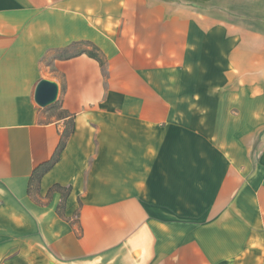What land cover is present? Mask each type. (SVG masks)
I'll use <instances>...</instances> for the list:
<instances>
[{"label":"crops","instance_id":"0c3cea01","mask_svg":"<svg viewBox=\"0 0 264 264\" xmlns=\"http://www.w3.org/2000/svg\"><path fill=\"white\" fill-rule=\"evenodd\" d=\"M215 1L0 0V264H264V0Z\"/></svg>","mask_w":264,"mask_h":264},{"label":"rangeland","instance_id":"374dc122","mask_svg":"<svg viewBox=\"0 0 264 264\" xmlns=\"http://www.w3.org/2000/svg\"><path fill=\"white\" fill-rule=\"evenodd\" d=\"M264 4V3H262ZM223 8L229 9L230 11H233L234 13H238L239 12V4L231 1V0H216L213 5L211 6V10H221ZM235 9V10H234ZM251 11H254V4H252L250 6ZM221 12V11H219ZM231 12V14L233 13ZM230 14V12H227ZM260 15V14H259ZM257 16V15H256ZM264 16V13L261 15ZM261 20V19H260ZM264 20V19H262ZM256 24L258 22H262V21H254ZM263 55L261 53L258 54V56H256L255 59H257V61H261ZM260 63V62H258ZM258 63H254V99L259 98V104L264 103V100L262 101V99H264V66H261V64ZM59 103V98L58 101L50 106V108H55L58 106Z\"/></svg>","mask_w":264,"mask_h":264},{"label":"trees","instance_id":"16d2710c","mask_svg":"<svg viewBox=\"0 0 264 264\" xmlns=\"http://www.w3.org/2000/svg\"><path fill=\"white\" fill-rule=\"evenodd\" d=\"M84 45H85V43H84ZM79 54H87L89 57L98 60L102 67L105 66L104 61L100 59L99 55L95 51H89V50L87 51L86 49H83L80 51ZM69 135H70V131L66 130L64 133V136L61 140V143L58 147V150H57L56 154L54 155V157L52 158V160L49 161L48 163H45V164L39 166L34 171V174L30 180L29 190H28V192L31 196H33V192L35 191V184L38 183L40 181L41 177L46 172H48L58 162L60 153L64 149L65 144H66V140L68 139ZM54 189L58 190V191H64L65 190L64 188L60 187L59 185L55 186Z\"/></svg>","mask_w":264,"mask_h":264},{"label":"water","instance_id":"95a60500","mask_svg":"<svg viewBox=\"0 0 264 264\" xmlns=\"http://www.w3.org/2000/svg\"><path fill=\"white\" fill-rule=\"evenodd\" d=\"M59 85L49 79H41L35 89L34 99L41 108L54 105L59 98Z\"/></svg>","mask_w":264,"mask_h":264}]
</instances>
